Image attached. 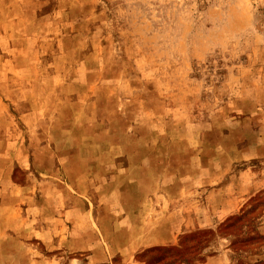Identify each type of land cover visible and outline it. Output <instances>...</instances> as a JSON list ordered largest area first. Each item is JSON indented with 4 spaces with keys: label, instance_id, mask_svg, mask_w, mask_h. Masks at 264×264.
Segmentation results:
<instances>
[{
    "label": "rangeland",
    "instance_id": "1",
    "mask_svg": "<svg viewBox=\"0 0 264 264\" xmlns=\"http://www.w3.org/2000/svg\"><path fill=\"white\" fill-rule=\"evenodd\" d=\"M4 178L0 264H264V0H0Z\"/></svg>",
    "mask_w": 264,
    "mask_h": 264
},
{
    "label": "crops",
    "instance_id": "2",
    "mask_svg": "<svg viewBox=\"0 0 264 264\" xmlns=\"http://www.w3.org/2000/svg\"><path fill=\"white\" fill-rule=\"evenodd\" d=\"M10 180L8 178H4V180L0 179V225L2 226V228L4 230L8 229L7 225H9L12 222L11 219V213L12 210H14L13 207L14 202L12 199H9V197L6 195H4V193H6V189H9L10 193H13V188L11 186V183L9 182ZM26 211V210H25ZM28 213V211H26ZM25 212V213H26ZM23 217H21L20 219L22 220V222L27 223L29 221V216L28 214H26ZM17 216H14V218ZM20 217V216H19ZM3 232H1L2 234Z\"/></svg>",
    "mask_w": 264,
    "mask_h": 264
}]
</instances>
